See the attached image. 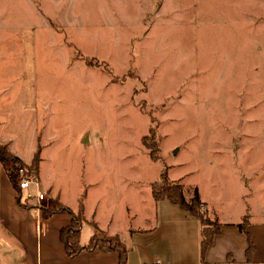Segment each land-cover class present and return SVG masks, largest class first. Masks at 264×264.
<instances>
[{
  "label": "rangeland",
  "instance_id": "obj_1",
  "mask_svg": "<svg viewBox=\"0 0 264 264\" xmlns=\"http://www.w3.org/2000/svg\"><path fill=\"white\" fill-rule=\"evenodd\" d=\"M0 133L122 225L161 170L264 222V0H0Z\"/></svg>",
  "mask_w": 264,
  "mask_h": 264
},
{
  "label": "crops",
  "instance_id": "obj_2",
  "mask_svg": "<svg viewBox=\"0 0 264 264\" xmlns=\"http://www.w3.org/2000/svg\"><path fill=\"white\" fill-rule=\"evenodd\" d=\"M0 141L9 143L1 133ZM9 149L25 163H29L34 152L40 150L39 145H31L30 155L21 157L10 145ZM38 167L39 164L36 176L40 188L43 192L47 189L51 198H44L39 205L34 206L30 201L29 206H23L17 201L16 190L6 174L4 163L0 162V264H119L116 251H104L98 247L81 249L71 256L65 253L58 231L69 223L71 214L77 211L79 197L84 214L81 240L88 237L93 224L106 234L117 235L128 248L125 264H150L156 259L162 264H264L262 221L246 219L244 230H240L237 226L242 221L240 219L214 220L218 229L201 254L202 225L196 216L177 203L166 198L155 200L149 191L150 198L140 208L134 207L131 202L124 204L123 214L134 221L139 217L142 220L149 218L152 222L147 225H122L119 218L115 219L114 213L100 216L95 206L88 205L85 194L75 193L68 201L63 199L59 188L52 187L51 181L40 178ZM53 200L63 204L65 209L43 215L40 207L52 208ZM199 200L205 213L204 203L200 197ZM249 242L251 248L246 252Z\"/></svg>",
  "mask_w": 264,
  "mask_h": 264
},
{
  "label": "trees",
  "instance_id": "obj_3",
  "mask_svg": "<svg viewBox=\"0 0 264 264\" xmlns=\"http://www.w3.org/2000/svg\"><path fill=\"white\" fill-rule=\"evenodd\" d=\"M149 129L151 131V128ZM144 144L148 148L150 158L156 159L157 155L153 153L155 151L153 148V142L148 141L146 143L144 142ZM37 153L38 152L35 151L30 162L25 163L10 151L6 142L0 141V162L11 163L10 167L8 169L6 168V174L13 185V177L19 169L24 170V173L32 172L36 174L38 158L35 156V154ZM148 186L153 199L157 200L160 198H166L171 202L177 203L188 213L198 218L200 224L202 225L200 228V253L202 254L206 246L211 242L212 235L217 231L218 223L214 220H210L203 212L200 211L201 201L199 200L196 188L193 189L189 199L186 200L183 196L181 184L168 180L164 170L160 171L159 179L150 181ZM17 201L23 206L30 205L28 200H20L17 197ZM40 209L43 215H48L54 211L65 209V206L57 200H53L52 208L41 206ZM83 219L84 214L82 210L81 198L79 197L77 211L71 214L69 223L62 226L58 231V237L64 247L65 253L71 256L76 254L81 249L90 250L94 247H98L104 251H116L118 254L119 264H125L128 248L117 235L106 234L93 224L91 233L84 241L81 240L80 230ZM245 220L246 218L243 216L242 221L237 224L240 230H244ZM250 248L251 244L249 242L246 252H249Z\"/></svg>",
  "mask_w": 264,
  "mask_h": 264
},
{
  "label": "built area",
  "instance_id": "obj_4",
  "mask_svg": "<svg viewBox=\"0 0 264 264\" xmlns=\"http://www.w3.org/2000/svg\"><path fill=\"white\" fill-rule=\"evenodd\" d=\"M14 188L20 200H28L35 206L44 199V192L40 188V182L36 174L19 169L13 177ZM150 264H162L158 259ZM242 264V263H237Z\"/></svg>",
  "mask_w": 264,
  "mask_h": 264
}]
</instances>
